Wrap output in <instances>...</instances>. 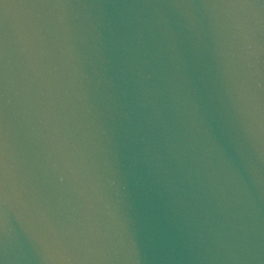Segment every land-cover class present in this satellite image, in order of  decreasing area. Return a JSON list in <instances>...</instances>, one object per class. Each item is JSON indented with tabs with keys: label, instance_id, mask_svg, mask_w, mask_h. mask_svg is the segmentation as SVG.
<instances>
[{
	"label": "water",
	"instance_id": "1",
	"mask_svg": "<svg viewBox=\"0 0 264 264\" xmlns=\"http://www.w3.org/2000/svg\"><path fill=\"white\" fill-rule=\"evenodd\" d=\"M19 3L7 134L28 206L9 203L0 264H264L260 0ZM32 205L70 261L46 258Z\"/></svg>",
	"mask_w": 264,
	"mask_h": 264
},
{
	"label": "snow or ice",
	"instance_id": "2",
	"mask_svg": "<svg viewBox=\"0 0 264 264\" xmlns=\"http://www.w3.org/2000/svg\"><path fill=\"white\" fill-rule=\"evenodd\" d=\"M222 6L251 8L256 6L255 0H218ZM264 5V0H260ZM65 0H20L18 7L21 9L63 7ZM10 7V0H0V229L3 228V221L6 218L7 208L10 201L27 207L26 192L15 178L13 166L9 162V144L7 134V9ZM26 23V21L22 22ZM30 210L34 212L42 227L41 243L46 252V258L51 260L58 257L63 262L70 261L69 255L72 242L67 239V233L49 219L45 210L39 205H32ZM121 247L126 249L127 259L133 260L135 248L130 241L123 237L120 240Z\"/></svg>",
	"mask_w": 264,
	"mask_h": 264
}]
</instances>
